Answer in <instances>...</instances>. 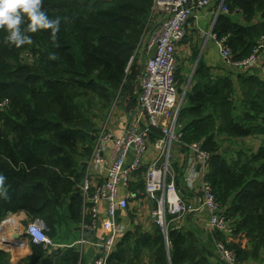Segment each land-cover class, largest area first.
Segmentation results:
<instances>
[{
  "label": "trees",
  "instance_id": "1",
  "mask_svg": "<svg viewBox=\"0 0 264 264\" xmlns=\"http://www.w3.org/2000/svg\"><path fill=\"white\" fill-rule=\"evenodd\" d=\"M152 3L42 0L48 17L60 19L55 42L51 29L26 32V17L21 30L32 37L31 44L10 45L0 30V175L6 177L8 193V199H0V225L8 213L25 212L31 219L48 220L49 235L55 237L62 215L82 221V164L91 153L97 129L85 132L76 125L72 92L80 89L103 94L122 85L127 75L136 71L133 53L148 27ZM225 4L230 13L219 16L214 33L219 38L229 34L233 60H243L264 35V0H226ZM237 15L244 23L237 21ZM29 51L38 57L32 64L22 61ZM53 54L56 59L49 58ZM237 70L215 76L213 68L200 60L179 123L184 145L203 141L211 154L208 179L224 211V205H231L226 215L237 218L233 236L244 233L257 241L251 249L257 256L263 249L259 243L264 244V140L244 161L241 156L232 160L222 156L219 137H264V71L260 75L254 68ZM178 73L179 69L177 79ZM5 101L9 105L2 107ZM81 141L87 145L79 152ZM83 155L87 158L79 160ZM167 232L168 243L163 234L158 241L161 264H195L187 232L171 226ZM214 233L218 240H225L222 233ZM131 235L134 233L120 239L110 256L111 264H126L125 244ZM142 242L146 244L148 239ZM30 243L29 258L37 264L45 259L46 247ZM236 250L241 260L246 259L247 250ZM78 260L75 248H69L59 264H78ZM0 264H12L10 252L1 248Z\"/></svg>",
  "mask_w": 264,
  "mask_h": 264
},
{
  "label": "built area",
  "instance_id": "2",
  "mask_svg": "<svg viewBox=\"0 0 264 264\" xmlns=\"http://www.w3.org/2000/svg\"><path fill=\"white\" fill-rule=\"evenodd\" d=\"M210 2L211 0H153L151 13L160 16V19L149 39V49L153 51V55L140 75L135 105L129 111L123 127L117 128L112 124L111 114L93 134L92 150L85 161V176L79 186L84 200L81 242H86V237L96 230L100 222L106 232V237L99 244L101 253L93 264H111L110 256L126 232L118 221V213L120 210H129L131 202L140 194L157 204L155 214L159 216L160 226L166 229L167 243V215L172 216L173 220H180L199 212L203 207L208 210L210 228L213 231L229 238L234 235L233 223L228 219L208 179L211 154L203 147V141L184 145L182 125L179 123L189 86L183 87L182 92H179L178 48L187 34L190 18ZM225 2L226 0H222L215 11L209 31V35L216 41L220 56L237 69L248 70L259 66L264 54V35L258 39L247 58L235 61L228 43L230 35L219 38L214 33L219 16L230 13ZM260 67L264 71V65ZM8 105L9 102L5 101L2 107ZM176 145L189 148L183 180L189 189L199 190L200 201L197 204L186 202L176 185L171 165ZM151 151L155 155L147 161ZM144 165V189L140 192L136 184L140 182V170ZM198 165L201 166L199 170ZM101 175L102 179L98 181L97 177ZM23 228V235L30 242L44 247L54 245L49 235L51 228L44 219L30 218L28 225ZM215 244L219 260L224 264H246L228 246V239L216 240Z\"/></svg>",
  "mask_w": 264,
  "mask_h": 264
},
{
  "label": "rangeland",
  "instance_id": "3",
  "mask_svg": "<svg viewBox=\"0 0 264 264\" xmlns=\"http://www.w3.org/2000/svg\"><path fill=\"white\" fill-rule=\"evenodd\" d=\"M244 20L241 18L240 22H243ZM203 52H204V46L202 45L200 48L197 46L195 50H191L186 52L184 49H180L178 51L179 58H178V87H186L189 86V84L192 82L195 71L198 66L199 59H203ZM136 53V51H135ZM134 57L136 58V71H131L127 77L125 78L122 85L118 87H114L112 90L106 93H97L90 90H74L72 92L74 101L76 103V117H77V124L81 126L83 131L89 132L93 131L97 128H99L101 125L107 121L108 117L112 114L111 120H113V123H115V126H122L124 125L123 116L121 113L123 111L129 112V107L135 103V99L137 96V82H138V76L141 72V68L143 67V62L146 60L145 57H143L140 53V55H136ZM219 54V53H218ZM38 57H35V55L32 54L31 51L26 52L22 56V61H27L30 64L37 61ZM220 59V67L212 66L213 72L215 76H221L225 74H229L231 72L238 71L236 67L231 65L230 63L223 60V58L219 54ZM198 60V61H197ZM145 63V62H144ZM264 64V63H263ZM262 64V65H263ZM261 68V67H260ZM256 69V67H254ZM242 70V69H239ZM136 72V73H135ZM120 116V117H119ZM116 120V121H115ZM220 120L218 121L219 124ZM220 140V152L222 156L226 157L229 160L237 159L241 156V158L245 161L248 159V157L251 156L253 152H256L258 148L263 144L264 137L263 136H252V137H246V138H232L227 137L226 135H222L219 137ZM87 143L81 141L79 144L78 150L79 152H82L86 148ZM224 150V151H223ZM85 151V150H84ZM87 153V152H86ZM85 153V154H86ZM175 150L174 154L171 157V165L174 169V175L175 179L177 180L180 176L178 173H181V166L180 160H177V155L175 156ZM87 158L86 155L81 156L79 160H83ZM177 183V182H176ZM179 186L181 188L180 191L185 193L184 184L180 180ZM179 189V188H178ZM143 192V190H142ZM187 196V195H186ZM132 205H134V202H131ZM226 208L225 211H228V208H231V205H224ZM157 209V204H154V206L150 207V210L146 212L143 211L140 208L139 215L140 217H137L138 224L132 226V231L137 232V236L142 233L146 234L151 232L153 227L155 231L154 235V242L151 244V246L148 247V249H145L146 256L144 255L143 258L146 259V263H144V260L140 259L141 253L143 252L140 248V243L136 242L135 240H132L126 247V264H161L162 260V250L158 249V241L159 238L162 236V234L165 236L162 227L158 223L159 216L155 214ZM65 210V207L62 206L61 212ZM138 212L134 209V213ZM229 214V213H228ZM135 215H132L134 217ZM228 216V215H227ZM15 217L17 219L16 215H13V213H8L7 216L2 220L0 225V232H9L11 231V225L10 224H4V221ZM60 223L56 225L55 230V237H51L53 240L54 245L52 246L55 248L56 243L70 241V237L74 232V228L80 227L81 222H74L71 221L69 218H67L65 215L61 216ZM140 219V220H139ZM170 217L167 215L166 220L169 222ZM228 219L231 220V222L234 225L235 220H237L236 217H231L230 214L228 216ZM182 219H180L181 221ZM17 221H19L17 219ZM30 221V218L25 219L24 221H20L21 223L18 224V229H20L21 233V239L23 240V244L29 245V248L31 249V243L30 241L23 235L24 232V226H27ZM48 225H51L48 220H45ZM149 223V224H148ZM235 226V225H234ZM5 229V231H4ZM180 230H183L184 232H187L188 240L191 246V256L194 260L195 264H214L215 257L217 255V250L215 247V242L218 240V237L215 233H205V239L203 237V240L201 242L196 241L195 234L189 231L190 229L186 226L180 228ZM51 231V230H50ZM190 233V234H189ZM135 234V235H136ZM239 241H231L232 239L228 240V244L232 249L235 251L236 248L242 249L244 246L247 248L253 249L255 244H257V241L252 240L251 237H247L244 233H241L239 236ZM259 242V241H258ZM261 248H263L259 252V256L264 255V244L259 243ZM206 248L209 253H202L203 248ZM141 249V253H140ZM248 251H246V254ZM29 256V255H28ZM28 256L22 259L19 263L21 264H28V262H31V259H28ZM249 256V255H247ZM264 259V257H263Z\"/></svg>",
  "mask_w": 264,
  "mask_h": 264
},
{
  "label": "crops",
  "instance_id": "4",
  "mask_svg": "<svg viewBox=\"0 0 264 264\" xmlns=\"http://www.w3.org/2000/svg\"><path fill=\"white\" fill-rule=\"evenodd\" d=\"M221 1L222 0H211L210 4L208 6L202 8V9H199L195 12V15H193L190 18L189 24L187 26V34H186L184 40L182 41V43L179 45L178 51L180 49H184L186 52L191 51V50H195V48L197 46L200 48L203 45L204 46L203 59L201 58V59H199V61L197 60L198 64H199L200 60H202L207 65H209L211 67L212 66L220 67V65H221L220 59H219L220 52H219L218 46L216 44V41L211 35H209V31L211 30V27L213 24L214 13L220 7ZM241 18H242L241 15L236 16V19L239 22H240ZM159 19H160V16H157V15L154 16L151 13L148 27H146L144 33L140 37V43H139L138 49L136 51V53H137L136 55H138V54L140 55V53H141V55L143 57H145L146 60L144 61L145 63L143 62L144 65L141 68V72L139 73V76H138L137 93L139 90V78H140V75L142 73V70L145 67L148 59L153 55V51L149 49V39H150V36H151L153 29L155 28V26L157 25V23L159 21ZM178 58H179V54H178ZM263 63H264V54H262V56L260 58V65L256 66V70H258V73L260 75H263V71L260 68V66ZM180 88H183V87H180ZM136 98H137V96H136ZM131 107H129L130 108L129 111L131 110ZM128 114H129V112H125V111H123L121 113V115L123 116V121L125 124L127 122ZM112 124H114V126L116 125L115 123H113V120H112ZM124 125L122 124V126H120V127H118V126H115V127L121 128ZM174 150L176 152L175 156L177 155V160L179 159L180 163L182 164L181 173H178V175L180 174V176L176 180V182H177L176 185L179 188V190H181V188L179 186V181L181 180L184 184V188L187 189V190H185V193L180 191L182 198L186 202H189V203L194 202L197 204L200 201L199 190L198 189H196V190L189 189L187 187V185H185L184 180H183V171L185 170V168L187 166V160H188L187 156L189 153V148L187 146H183V145H176L173 148V154H174ZM154 155H155V152L151 151L149 156H147L148 157L147 161H149ZM145 165L140 170V182H138L136 184V188H139L140 192H142V190H143L141 187L143 186V178H144L145 171H146ZM97 179H98V181H100L102 179V175L100 177H97ZM140 183H142V186H140ZM133 202H134V205L131 204V208L129 210H126V211L120 210L118 213V221L126 229V232L122 237L124 238L127 234L134 233V235H131L126 241L125 255H126L127 245L132 240H135L136 242L140 243V248L143 251L141 253V249H140V253H141L140 259L144 260V263H146V259H144L143 256L144 255L146 256V253H145L146 250L145 249H148V247L151 246V244L154 242L153 240L155 238L154 237L155 231H154L153 227L151 226V228H152L151 232L146 233V234L142 233V234H140V236L139 235L137 236V234H136L137 232L132 231V226L138 224L137 217H140V215H139L140 208L143 211L145 210L146 212H148L150 210V207L154 206V204H156V203L153 200H149L143 194H140V196H137L133 200ZM134 209L137 210L138 212L134 213ZM13 215H16L17 219L19 221H17V219L15 217L11 218L10 221H8L9 224L11 223V225H10L11 231L0 233V235L2 234V236H0V248L10 252L12 264H18L22 259H24L28 255H29L28 259H30L29 257L32 255V249L29 248V245L23 244V242H22L23 240L21 238H19L17 240V239H14L10 236L11 233H13V232H18V231L20 232V229L17 228L18 224H14L12 221L17 222V223H21L20 222L21 220L24 221L25 219H28V216L25 212H20V213L13 214ZM132 215H135V216L132 217ZM209 221H210V219H209L208 210L205 207H203L199 212L188 215V216L182 218L181 221L180 220H173V217L171 216V218L169 219V222L167 221V223H168V226H171L173 229H178V230H180V228L186 226L187 228L190 229L189 231H191L192 233L195 234L196 241L201 242L203 240V237L205 239V236H206L205 233L206 232L211 233V234L214 233V231L210 228ZM163 231H164V229H163ZM164 233H165V231H164ZM212 236H213V234H212ZM239 236L238 237L233 236L232 238L225 236V239H228V240L232 239L231 241H239L240 240ZM105 237H106V232L103 228L102 222L99 223L96 230L89 233V235L86 237V240H85L86 242H81L83 240V233H82L81 227H76V228H74V232L70 237V239H71L70 241H68V242L65 241V242H60V243L58 242V243H56L57 246H55V248H53L52 246H50L48 248L46 247V252L44 255L45 259L40 260V262L37 264H59L62 261L66 250H68L69 248H75V251L78 253V256H79L78 264H93L94 260L98 256V254L101 253V251H100L101 247L99 246V244H100V242H102L104 240ZM145 238L148 239V242L146 244L142 242V240ZM5 239L10 240L11 242H13V244L5 243L3 241ZM215 247H216V245H215ZM158 249H159V245H158ZM243 249L247 250L248 251L247 255H249L246 257V259L243 260L246 264H264V259H263L264 255H261V257L259 255L254 256V254H252V250L250 248H247L246 246H244ZM201 252L202 253L203 252L209 253L205 247L203 248V251H201ZM213 263L214 264H220L218 252H217V255H216ZM28 264H34V263L31 261V262H28Z\"/></svg>",
  "mask_w": 264,
  "mask_h": 264
},
{
  "label": "clouds",
  "instance_id": "5",
  "mask_svg": "<svg viewBox=\"0 0 264 264\" xmlns=\"http://www.w3.org/2000/svg\"><path fill=\"white\" fill-rule=\"evenodd\" d=\"M25 17L28 20L26 32H36L39 29H51V38L55 42L59 31L60 19H50L42 10V0H0V30L6 33L5 42L19 48L31 44L32 37L21 30ZM50 59H56L50 55ZM6 177L0 175V199H8L4 187Z\"/></svg>",
  "mask_w": 264,
  "mask_h": 264
},
{
  "label": "water",
  "instance_id": "6",
  "mask_svg": "<svg viewBox=\"0 0 264 264\" xmlns=\"http://www.w3.org/2000/svg\"><path fill=\"white\" fill-rule=\"evenodd\" d=\"M179 92L181 93L182 92V88H179ZM86 162H83V164H82V166H83V168H86ZM200 165H198V170L200 169ZM164 231H165V234H166V229L164 228ZM20 236H19V234H17V233H15L14 234V238L16 239H18ZM5 243H7V244H13V242H11L10 240H8V239H5V240H3Z\"/></svg>",
  "mask_w": 264,
  "mask_h": 264
},
{
  "label": "bare ground",
  "instance_id": "7",
  "mask_svg": "<svg viewBox=\"0 0 264 264\" xmlns=\"http://www.w3.org/2000/svg\"><path fill=\"white\" fill-rule=\"evenodd\" d=\"M8 221H10V219L7 220L6 222H4V224H5V225H6V224H9ZM12 222H13L14 224H17V222H14V221H12ZM6 226H7V225H6ZM9 227H10V226H9ZM1 230H2V229H1ZM4 231H5V229H4ZM0 233H1V232H0ZM15 233L19 234V236H20V232L18 231V232L11 233L12 238H14V234H15ZM6 235H7V234H6ZM11 235H10V236H11ZM0 236H2V234H1ZM8 238H9V237H8ZM19 238H20V237H19ZM19 238H18V239H19ZM14 239H15V238H14ZM16 239H17V238H16ZM18 239H17V240H18Z\"/></svg>",
  "mask_w": 264,
  "mask_h": 264
}]
</instances>
